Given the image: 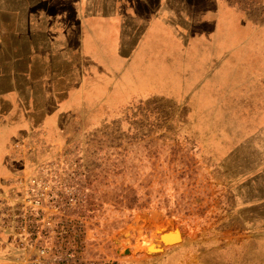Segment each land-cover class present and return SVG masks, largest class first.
<instances>
[{"label": "rangeland", "instance_id": "374dc122", "mask_svg": "<svg viewBox=\"0 0 264 264\" xmlns=\"http://www.w3.org/2000/svg\"><path fill=\"white\" fill-rule=\"evenodd\" d=\"M115 1L119 10L105 9L104 20L115 12L127 25L143 0ZM163 1L194 8L184 10L185 25L194 18V39L221 71L210 117H190L172 99L135 101L119 117H90L102 112L95 106L74 115L64 56L53 57L63 18L78 11L69 0H0V118L10 117L0 125L10 147L0 154V184L46 148L78 147L90 166L96 255L119 264H264V0ZM13 117L38 118L25 134ZM161 226L179 229L181 242L162 245Z\"/></svg>", "mask_w": 264, "mask_h": 264}, {"label": "crops", "instance_id": "0c3cea01", "mask_svg": "<svg viewBox=\"0 0 264 264\" xmlns=\"http://www.w3.org/2000/svg\"><path fill=\"white\" fill-rule=\"evenodd\" d=\"M67 4L78 14L63 18L62 31L55 36L59 53L53 58L61 62L64 56V99L74 115L87 117L88 107L95 106L102 112L90 117H119L135 101L151 99H172L188 106L190 117L214 114L215 77L221 71L209 60L210 50L199 45L203 39H194V18L185 25L184 10L194 9L185 8L189 4L140 1L130 8L134 16L126 13L127 25L120 24V14L115 12L110 21L104 20L109 17L105 9L119 10L115 0H69ZM194 13L198 24L199 12ZM108 24L111 28L105 35ZM226 66L227 62L223 72ZM37 118L13 117L15 133L31 132ZM9 120L0 118V125ZM53 130L49 126L45 133ZM5 144L0 135V154L9 151Z\"/></svg>", "mask_w": 264, "mask_h": 264}, {"label": "built area", "instance_id": "2783aa9c", "mask_svg": "<svg viewBox=\"0 0 264 264\" xmlns=\"http://www.w3.org/2000/svg\"><path fill=\"white\" fill-rule=\"evenodd\" d=\"M55 149L31 156L0 188V264H119L92 249L90 166L83 151Z\"/></svg>", "mask_w": 264, "mask_h": 264}, {"label": "water", "instance_id": "95a60500", "mask_svg": "<svg viewBox=\"0 0 264 264\" xmlns=\"http://www.w3.org/2000/svg\"><path fill=\"white\" fill-rule=\"evenodd\" d=\"M173 230H169L167 232H165L164 234H160V241L162 243V245L164 246H169V245H173L176 243L181 242L182 240V233L179 229L175 228L174 232L177 233V236H173L172 232ZM161 249L163 250V247L160 245Z\"/></svg>", "mask_w": 264, "mask_h": 264}, {"label": "bare ground", "instance_id": "6f19581e", "mask_svg": "<svg viewBox=\"0 0 264 264\" xmlns=\"http://www.w3.org/2000/svg\"><path fill=\"white\" fill-rule=\"evenodd\" d=\"M164 231H165V229L162 228V226H161V227L158 228V230L156 231V233H161V234H162ZM154 232H155V231H154ZM172 235H173V236H177L178 234L175 233V232H173ZM143 239H144V238H143ZM157 240L160 241L158 237H157ZM153 248H154V247H153ZM149 250H150V249H149Z\"/></svg>", "mask_w": 264, "mask_h": 264}]
</instances>
